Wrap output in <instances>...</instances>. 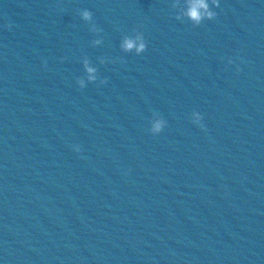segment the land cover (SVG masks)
Instances as JSON below:
<instances>
[{
  "label": "water",
  "instance_id": "water-1",
  "mask_svg": "<svg viewBox=\"0 0 264 264\" xmlns=\"http://www.w3.org/2000/svg\"><path fill=\"white\" fill-rule=\"evenodd\" d=\"M172 2L112 4L109 83L85 90L42 264H264V0H220L199 28ZM138 24L148 51L122 63Z\"/></svg>",
  "mask_w": 264,
  "mask_h": 264
},
{
  "label": "clouds",
  "instance_id": "clouds-1",
  "mask_svg": "<svg viewBox=\"0 0 264 264\" xmlns=\"http://www.w3.org/2000/svg\"><path fill=\"white\" fill-rule=\"evenodd\" d=\"M61 11H64V8L60 5H56ZM221 3L220 0H173L171 4V12L174 14V18L177 21H187L193 28H199L204 22H212L219 18L220 13L214 9H220ZM81 19L90 26V31L97 36V39L91 41L92 47H99L103 45V29L100 28L94 19V13L89 9H82L79 12ZM5 27L11 31L13 25L8 23ZM75 27V25H74ZM144 25L138 24L132 35L123 36L120 43V50L124 56L120 57L122 63H126L125 56L134 53L137 56H140L148 51V41L146 39L145 33L143 31ZM67 57L61 58V63L66 62ZM83 68L85 70V75L78 78L76 83L81 90H84L88 87L89 84H99L105 86L109 83L108 78L101 77L99 68L93 66L92 61L89 57L84 56L82 59ZM108 63H115L114 60H111L108 57H100L99 64L107 65ZM228 65H235L237 73L243 71L239 64L236 63V60L229 58ZM43 67L48 68L47 60L43 61ZM192 123L199 126L202 131H207V125L204 123V116L199 112L192 113ZM168 126L167 121L159 114L154 113L152 119L150 120V133L153 136H159L165 128ZM73 150L77 154H82L83 149L80 145H74ZM131 169L128 170L126 175L131 174Z\"/></svg>",
  "mask_w": 264,
  "mask_h": 264
}]
</instances>
